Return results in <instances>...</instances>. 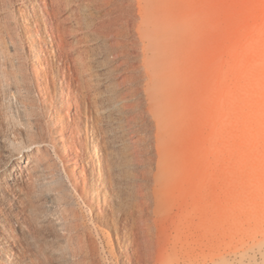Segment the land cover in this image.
I'll return each instance as SVG.
<instances>
[{"label": "rangeland", "instance_id": "374dc122", "mask_svg": "<svg viewBox=\"0 0 264 264\" xmlns=\"http://www.w3.org/2000/svg\"><path fill=\"white\" fill-rule=\"evenodd\" d=\"M123 6V33L159 21L172 50L159 95L165 137H149L128 97L133 138L118 155L97 109L121 98L124 85L144 86L131 77L130 58L116 61V33L96 26L105 0H0V132H11L17 148L31 140L41 150L13 160L0 144V262L264 264V0ZM92 135L101 137L100 157ZM158 146L170 163L163 183L148 171Z\"/></svg>", "mask_w": 264, "mask_h": 264}, {"label": "bare ground", "instance_id": "6f19581e", "mask_svg": "<svg viewBox=\"0 0 264 264\" xmlns=\"http://www.w3.org/2000/svg\"><path fill=\"white\" fill-rule=\"evenodd\" d=\"M102 1V0H101ZM127 0H105L106 5H107V9L103 10L101 17L97 20V24L96 26H98L101 30L103 31H113L115 32V36L112 38V44H111V51L116 55V61L118 58L120 57H125V58H130V62H132L133 67L136 68L135 72H132V78H134L136 80V83L139 84L140 82V86H144L143 87V91H141L140 89L137 88H128L125 89V85L124 88H121L120 93H124L122 94L123 96H121V98L119 99H115V97L113 96L114 99L109 98L108 99V104L105 107H98V113L101 117H103L104 119V124H105V129H104V138H108V142L111 141L114 145L118 146V149L116 153H118V151L121 149L120 148H126L127 142L129 141V139L131 140V138H133V136L129 133L128 130L126 132L125 130V126L129 127L130 126H135V124L133 123V125H126V119L124 116V113L127 112V108L130 106L131 108V104L129 102V99L134 100L135 105L137 107V116L136 118H139V120H141L143 126L145 125L146 127V131L148 132V134L150 135L149 137L152 136V134L154 133L155 137H159V138H163L165 137V132H166V127L164 125V119L168 116V110L165 108L163 101L161 100V98L159 97V95H164L166 92V87L167 84H169V78H168V71H170V51L172 50V40H171V35L168 33H164L163 34L160 32V26L158 25L159 21L156 20H145L142 23H140L138 25V28L135 31L130 32L129 35H126L125 33H123L120 29H119V20L118 19H122V16L124 15V2H126ZM140 3L143 0H139ZM147 4V1H146ZM149 4V3H148ZM102 9V8H101ZM98 10V9H97ZM99 11V10H98ZM95 26V27H96ZM100 31V30H99ZM105 41V39H104ZM129 41V42H127ZM128 43H130L131 48L137 50L136 52H134V56L131 54H129V52H127L126 48L128 46ZM109 44V43H108ZM79 49V48H78ZM83 49L85 50V48L83 47ZM81 47L82 52H84ZM109 49V48H108ZM107 50V49H106ZM133 50V51H135ZM77 51V50H76ZM75 51V52H76ZM86 51V50H85ZM129 51V50H128ZM79 52V51H78ZM79 54V53H78ZM112 54V55H114ZM77 55V54H76ZM82 55V54H80ZM88 55V54H87ZM121 55V56H119ZM79 56V55H78ZM83 56V55H82ZM89 56V55H88ZM85 57V55L83 56V58ZM107 57V56H106ZM110 57V56H109ZM115 59V58H114ZM123 59V58H122ZM121 59V60H122ZM81 60V58L79 59V61ZM87 60V59H86ZM93 60V59H92ZM82 62V60H81ZM85 62V61H84ZM108 62V61H107ZM109 63V62H108ZM126 63V61H125ZM127 64V63H126ZM129 65V64H128ZM135 65V66H134ZM114 66V65H113ZM124 66V65H123ZM37 71L39 74V77L41 76V70H39L40 65L38 64L37 66ZM42 67V65H41ZM105 68V66H103ZM120 67V65H119ZM101 68V67H100ZM125 68V67H124ZM103 69V68H102ZM106 69V68H105ZM114 70V68H113ZM125 70V69H124ZM104 71V70H103ZM112 70H109L106 72H110ZM102 72V70H101ZM100 72V73H101ZM105 72V71H104ZM103 72V73H104ZM105 72V73H106ZM85 74V73H84ZM111 74V73H110ZM113 74V73H112ZM111 74V76H112ZM124 74V73H123ZM128 74V73H127ZM126 74V75H127ZM85 76V75H84ZM106 76V75H104ZM110 76V77H111ZM119 76V75H118ZM129 76V75H128ZM83 77V75L81 76ZM99 77V76H98ZM120 77V76H119ZM118 77V78H119ZM127 77V76H126ZM100 78H103L102 76ZM129 78V77H128ZM131 78V79H132ZM97 79V78H96ZM114 79V78H112ZM110 79H106V81H108ZM118 82L121 83V79H117ZM123 80V79H122ZM129 80V79H128ZM133 80V79H132ZM99 81V80H98ZM134 81V80H133ZM97 82V81H96ZM100 82V81H99ZM98 82V88L100 87ZM104 81H102L103 83ZM109 83L111 81H108ZM116 82V81H115ZM117 82V84H119ZM124 82V81H123ZM135 82V81H134ZM61 83V82H60ZM107 83V82H106ZM102 84V85H106ZM16 84V83H15ZM46 84V83H45ZM44 84V85H45ZM125 84L126 81H125ZM41 85V84H40ZM120 85V84H119ZM43 86V85H42ZM107 86V85H106ZM116 86V85H115ZM18 87V86H17ZM113 89L115 87H112ZM111 88V90H113ZM102 89V88H101ZM107 90V89H106ZM117 89L115 88V91ZM119 90V89H118ZM139 92H138V91ZM60 91L62 93V95L68 93V91L66 92V90L64 89L63 85L60 84ZM114 91V90H113ZM114 91V92H115ZM43 92V91H42ZM99 92V90H98ZM96 92V93H98ZM102 92V91H101ZM117 92V91H116ZM48 94V93H47ZM101 94V93H100ZM104 94V93H103ZM103 94L101 95V97H103ZM45 95V94H44ZM98 95V94H96ZM94 95V96H96ZM106 95V93H105ZM104 95V96H105ZM117 95V94H115ZM133 97H132V96ZM66 96V95H65ZM93 96V97H94ZM107 96V95H106ZM118 96V95H117ZM145 96V97H143ZM100 97V98H101ZM108 97V96H107ZM107 97H105L107 99ZM98 98V96H96L94 99ZM118 98V97H116ZM93 99V98H92ZM103 99V98H102ZM100 100V99H99ZM95 100V107L96 104H99L102 101H106V100H101L99 103ZM129 101V102H128ZM133 103V102H132ZM134 105V104H133ZM94 106V105H93ZM98 106V105H97ZM101 106V105H100ZM134 107V106H133ZM96 109L94 111H96ZM132 109H135L132 108ZM129 110V109H128ZM136 110V109H135ZM133 111V110H131ZM130 111V112H131ZM129 114V113H127ZM136 114V113H135ZM99 115H97L99 117ZM128 116V115H127ZM131 116V114L129 115ZM133 116V117H134ZM100 118V117H99ZM127 118V117H126ZM134 120V119H133ZM130 121V120H129ZM128 121V122H129ZM139 122V121H138ZM132 123V122H130ZM135 128V127H134ZM136 129V128H135ZM134 129V130H135ZM144 130V129H143ZM4 132H0V144L3 148V151L5 152V154H7L9 157H11L13 160L16 159H20L21 157H23L24 155L26 157H33V158H37L39 156L40 153V149H39V145L37 144V142L35 141H31L28 140L26 142L25 145L20 146L19 148L15 147L13 144V138L14 135H12L11 132H9L8 130H3ZM29 132V131H28ZM26 132V133H28ZM130 132V131H129ZM145 132V131H144ZM93 136V135H92ZM129 136H132L131 138ZM136 136V135H135ZM148 136V135H147ZM30 137V136H29ZM103 137V136H102ZM101 138V137H100ZM99 138V139H100ZM136 138V137H135ZM28 139V137H27ZM99 139L97 138V136H93V148L94 151L96 153V155L99 156V152L98 146H99ZM34 140V139H33ZM105 141V140H104ZM133 141V139H132ZM102 142H103V138H102ZM131 143V142H130ZM129 143V145H131ZM133 143V142H132ZM135 144V143H134ZM59 145L63 148H67L69 147V142L66 139H61L59 141ZM101 146V145H100ZM128 146V145H127ZM132 146V145H131ZM129 146V148L131 147ZM136 146V145H135ZM100 148V147H99ZM107 148V147H106ZM105 148V149H106ZM115 148L112 147L111 150ZM132 149L136 147H131ZM104 149V150H105ZM115 150V149H114ZM113 150V151H114ZM107 151V150H106ZM124 151V150H123ZM157 151L159 152L160 158L159 160L156 159V161H154L153 163L148 164V171L150 173H155V175L159 178H161V182H162V178L166 179V177L168 176V171H169V165L170 163L166 162V155H165V148L158 146L157 147ZM115 152V151H114ZM127 152V151H126ZM120 154L122 152H119ZM118 153V155H120ZM125 154V153H124ZM117 155V156H118ZM128 154H126L125 156L127 157ZM97 156V157H98ZM103 156V155H102ZM123 156V154L121 155ZM124 156V158H125ZM100 157V156H99ZM104 157V156H103ZM119 157V156H118ZM130 157V156H129ZM133 157V155H132ZM121 158V157H120ZM128 158V157H127ZM104 159V158H102ZM123 159V158H122ZM138 159V157H137ZM131 160V158H130ZM133 160V159H132ZM124 161V160H123ZM139 161V160H138ZM126 162V159H125ZM141 162V161H140ZM158 162V163H157ZM114 163V162H113ZM120 162L118 161L117 164H119ZM102 166V162L100 163ZM116 164V162H115ZM121 164V163H120ZM125 164V163H123ZM140 164V163H138ZM70 167L73 170L76 171H80V165L76 162V161H72L70 164ZM113 164L111 163V166ZM142 165V164H141ZM107 167V165H105ZM110 166V165H109ZM117 168H119L120 165H116ZM122 166V165H121ZM134 166V165H133ZM140 166V165H139ZM103 167V166H102ZM135 167V166H134ZM138 167V166H136ZM109 168V167H108ZM113 168V167H110ZM109 168V169H110ZM116 168V167H115ZM141 168V167H139ZM108 169V172L111 170ZM100 170V168H99ZM135 169H132V171ZM101 171V170H100ZM107 172V173H108ZM131 173V172H130ZM106 174V173H105ZM111 174V173H110ZM133 174V173H131ZM130 174V176H131ZM138 174V173H137ZM102 175V174H101ZM109 175V173H108ZM126 175V174H125ZM148 175V174H147ZM127 176V175H126ZM125 176V177H126ZM129 176V175H128ZM134 176V175H133ZM140 176V175H139ZM149 176V175H148ZM101 178V176H100ZM108 178V177H107ZM132 178V177H131ZM153 178L155 179V177L153 176ZM126 179H128L126 177ZM119 180V179H118ZM116 182H119V181ZM112 181V180H111ZM157 181V179H156ZM101 182L103 183V190L105 192V190L107 191L108 187V182L106 180L102 179ZM112 183V182H111ZM146 183V182H145ZM157 183V182H156ZM155 183V184H156ZM163 183V182H162ZM115 184H113L112 186H114ZM116 186V185H115ZM114 186V188H115ZM145 186V185H144ZM134 187V186H133ZM139 187V186H138ZM136 187V188H138ZM141 187V186H140ZM146 187V186H145ZM148 187V186H147ZM111 188V187H110ZM117 188V187H116ZM132 188V187H131ZM110 190V189H109ZM115 190V189H114ZM137 190V189H136ZM141 190V188H140ZM139 190V191H140ZM143 190V188H142ZM113 191V190H112ZM96 192V191H95ZM115 192V191H114ZM142 192V191H141ZM108 193V192H107ZM109 194V193H108ZM117 194V193H116ZM103 198L105 199V193L102 194ZM97 196V195H96ZM102 197V196H101ZM116 198V197H115ZM114 198V199H115ZM107 201V200H106ZM90 211L93 212L92 209H90ZM76 223V222H75ZM78 225V223H77ZM78 231H80L78 229ZM78 233V232H77ZM80 233V232H79ZM78 233V234H79ZM76 235V234H75ZM78 236V235H77ZM76 236V237H77ZM81 236V235H80ZM79 237V236H78ZM81 241V237H79ZM81 243V242H80ZM81 245V244H80ZM83 246V245H82ZM81 248V247H80ZM5 255L9 258V263L12 261L11 258L7 255V249L6 247L3 248ZM80 250V249H79ZM0 264H5V263H1Z\"/></svg>", "mask_w": 264, "mask_h": 264}]
</instances>
